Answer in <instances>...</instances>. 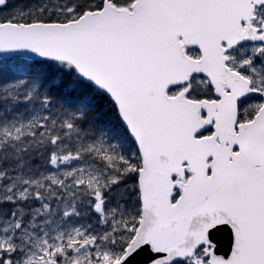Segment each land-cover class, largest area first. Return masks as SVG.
Segmentation results:
<instances>
[{
	"label": "snow or ice",
	"instance_id": "6c2138e0",
	"mask_svg": "<svg viewBox=\"0 0 264 264\" xmlns=\"http://www.w3.org/2000/svg\"><path fill=\"white\" fill-rule=\"evenodd\" d=\"M0 264H264V0H0Z\"/></svg>",
	"mask_w": 264,
	"mask_h": 264
},
{
	"label": "water",
	"instance_id": "95a60500",
	"mask_svg": "<svg viewBox=\"0 0 264 264\" xmlns=\"http://www.w3.org/2000/svg\"><path fill=\"white\" fill-rule=\"evenodd\" d=\"M215 240L217 242L218 250L220 251L221 254L228 251L229 243H230L228 232L225 231L218 233L217 236L215 237Z\"/></svg>",
	"mask_w": 264,
	"mask_h": 264
}]
</instances>
